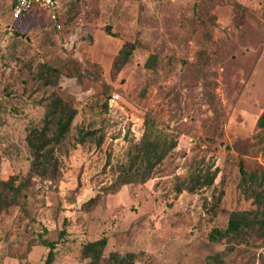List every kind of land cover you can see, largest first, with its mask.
<instances>
[{
	"label": "rangeland",
	"instance_id": "1",
	"mask_svg": "<svg viewBox=\"0 0 264 264\" xmlns=\"http://www.w3.org/2000/svg\"><path fill=\"white\" fill-rule=\"evenodd\" d=\"M126 42L136 49L118 71ZM53 90L79 109L56 151L61 174L31 177L27 211L0 213V264H44L52 241L54 264H89L83 246L103 237L106 255L136 264H264V238L209 239L255 208L241 162L264 187V0H58L56 19L38 6L16 18L0 0V180L29 175L28 126ZM147 118L178 147L145 184L113 188ZM81 129L96 135L81 143ZM203 166L219 169L215 185L178 194Z\"/></svg>",
	"mask_w": 264,
	"mask_h": 264
},
{
	"label": "trees",
	"instance_id": "2",
	"mask_svg": "<svg viewBox=\"0 0 264 264\" xmlns=\"http://www.w3.org/2000/svg\"><path fill=\"white\" fill-rule=\"evenodd\" d=\"M161 1V0H152ZM15 2L13 0V8ZM27 12V11H26ZM25 12V13H26ZM110 33V30H108ZM136 44L126 42L120 49L114 61V68L120 71L130 60ZM155 56H151L145 66L154 68ZM48 71L58 78L59 71L45 66ZM51 78H46V85L52 84ZM55 84V82H54ZM45 112L40 122H32L28 126L26 143L31 155L30 172L28 176L14 175L7 180H0V213L11 206H19L27 211V200L31 187V177H40L47 180H56L61 174V162L56 155L58 147L66 140L79 109L76 105L64 100L53 90L44 101ZM146 130L138 143L131 145L128 160L118 166L119 175L112 185L126 186L145 184L153 177L154 172L164 161L173 154L178 147V140L171 139L166 134H155L154 124L150 118L145 121ZM257 126L264 129V113L260 116ZM96 131H79L78 138L81 143L90 136L94 137ZM80 143V144H81ZM101 141H98L100 144ZM242 175L243 194L247 199L253 200L255 208L251 210L232 211L224 228H214L209 239L211 242H226L231 244L248 243L252 239L264 238V187L262 183H256L257 177L249 174L240 163ZM219 169L212 166H203L194 169L187 177L178 178L175 191L178 194L188 192L198 193L215 185ZM264 182V175L262 176ZM255 184V185H254ZM97 201L92 198L90 202ZM66 235V230L60 233L61 238ZM49 248L44 264H54L57 241L44 244ZM108 239L87 242L83 246L82 257L89 259V264H136L135 254H120L112 252L105 254ZM96 261H99V263Z\"/></svg>",
	"mask_w": 264,
	"mask_h": 264
},
{
	"label": "built area",
	"instance_id": "3",
	"mask_svg": "<svg viewBox=\"0 0 264 264\" xmlns=\"http://www.w3.org/2000/svg\"><path fill=\"white\" fill-rule=\"evenodd\" d=\"M14 2L13 14L16 18L36 6L47 10L53 19L57 18L58 0H14ZM118 99L120 94H114L111 101L116 102Z\"/></svg>",
	"mask_w": 264,
	"mask_h": 264
}]
</instances>
